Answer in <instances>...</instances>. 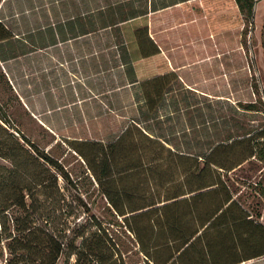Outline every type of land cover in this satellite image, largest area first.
<instances>
[{"label": "rangeland", "instance_id": "obj_1", "mask_svg": "<svg viewBox=\"0 0 264 264\" xmlns=\"http://www.w3.org/2000/svg\"><path fill=\"white\" fill-rule=\"evenodd\" d=\"M54 5L55 0H0V20L16 34L0 43V74H5L0 75V264H93L81 242L98 228L106 240L102 249L115 244L119 264H141L134 236L109 207L71 142L115 139L131 119L174 148L199 154L216 141L260 132L264 0L257 2L245 32L243 25L206 37L197 24L193 35L184 24L152 29L171 61L175 54L180 66L187 64L204 76L187 82L199 91L186 90L182 81L173 80L154 120L143 117L142 88L127 84L122 49L111 37L107 45L108 38L96 37V43L83 39L57 51L43 48L56 24ZM250 102H256L258 110L238 106ZM44 154L63 165L70 182L59 176L58 187L51 181L47 188L41 183L48 170ZM233 183L234 195L264 223V157L244 163ZM47 233L52 239L39 240ZM55 239L64 245L56 258L49 254Z\"/></svg>", "mask_w": 264, "mask_h": 264}, {"label": "trees", "instance_id": "obj_2", "mask_svg": "<svg viewBox=\"0 0 264 264\" xmlns=\"http://www.w3.org/2000/svg\"><path fill=\"white\" fill-rule=\"evenodd\" d=\"M258 1L55 0L56 24L43 48L57 51L70 42L72 46L78 44L75 42L80 39L96 43V37L108 38L107 45L111 37L122 49L121 66L126 67L127 84L137 83L142 88L143 117L153 119L172 91L171 82L179 79L153 34L152 29L157 28L154 14L178 5L185 14L190 8L193 14L189 11L187 16L197 22L199 33L206 37L241 25L245 32L252 24ZM15 38L0 20V43ZM0 75L5 77L3 72ZM238 106L258 110L256 102ZM71 143L109 207L123 218L134 236L143 256L141 264H236L264 255V223L234 195L233 183L235 171L244 163L264 157V128L216 141L202 154L174 148L135 119L115 139H75ZM43 157L48 170L41 183H46V188L50 181L58 187L59 176L70 182L57 159L47 154ZM30 192L33 195V189ZM101 231L93 230L81 242V250L90 253L93 264H119L115 244L102 249L106 240ZM1 235L0 231V245ZM28 235L35 239L32 230ZM52 237L47 233L39 240ZM54 241L55 248H50L49 254L56 258L64 252V245L61 240Z\"/></svg>", "mask_w": 264, "mask_h": 264}, {"label": "crops", "instance_id": "obj_3", "mask_svg": "<svg viewBox=\"0 0 264 264\" xmlns=\"http://www.w3.org/2000/svg\"><path fill=\"white\" fill-rule=\"evenodd\" d=\"M179 9H182V7H180V5L173 6V7H169L166 8L164 10H161L157 13L154 14L155 16V21H156V27H163V26H167V27H176L179 26L180 24H184V27L182 26L183 29H185L186 27L188 28V32L193 35L194 31L193 28L196 26V21H194V19H190L189 16H187V13L184 14L182 11H180ZM176 11H180L181 13L179 15H176ZM179 13V12H178ZM175 15V16H174ZM192 18V17H191ZM187 31V29L185 30ZM83 39L77 40L78 42L75 43H80L82 42ZM72 43V42H70ZM60 46H62V43H59ZM78 45V44H76ZM75 54L77 55V49L74 48ZM186 61L189 60V56L186 55ZM169 58V57H168ZM177 58L174 55H172V61L174 62L173 65L171 59L169 58V65L172 68V71L176 72L179 79L178 81H182L184 84V86L194 89L195 91H199V89L194 88L192 86H190L187 82H190L192 78H194V76L199 75V77H204L202 74H200V72H198V74L193 73L191 69V66H188L187 64L185 65H181L177 63ZM87 64V62L85 63ZM74 65V63H73ZM90 68H92L90 66ZM196 69V68H195ZM195 79V78H194ZM210 91V90H207ZM236 264H264V255L260 256V257H256V258H252V259H248V260H244L240 263H236Z\"/></svg>", "mask_w": 264, "mask_h": 264}]
</instances>
